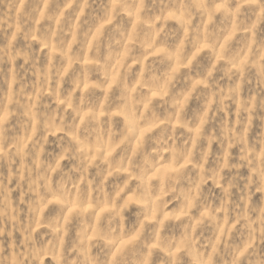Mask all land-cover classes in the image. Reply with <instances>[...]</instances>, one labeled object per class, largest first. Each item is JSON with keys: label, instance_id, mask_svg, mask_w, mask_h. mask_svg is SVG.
Instances as JSON below:
<instances>
[{"label": "clouds", "instance_id": "9594fccd", "mask_svg": "<svg viewBox=\"0 0 264 264\" xmlns=\"http://www.w3.org/2000/svg\"><path fill=\"white\" fill-rule=\"evenodd\" d=\"M0 264H264V0H0Z\"/></svg>", "mask_w": 264, "mask_h": 264}]
</instances>
